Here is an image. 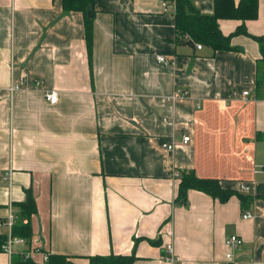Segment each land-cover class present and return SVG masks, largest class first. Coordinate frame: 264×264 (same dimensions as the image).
Returning a JSON list of instances; mask_svg holds the SVG:
<instances>
[{
    "label": "crops",
    "instance_id": "0c3cea01",
    "mask_svg": "<svg viewBox=\"0 0 264 264\" xmlns=\"http://www.w3.org/2000/svg\"><path fill=\"white\" fill-rule=\"evenodd\" d=\"M191 1L213 12V0ZM92 9L89 63L80 11L63 12L61 0H0V218L26 190L36 203L31 238L16 250H35L40 264L44 252L73 264L132 252L131 264H173L163 256L171 242L176 264H264L257 42L238 34L232 50L191 39L192 48L177 39L162 0H94ZM242 23L264 35V0L255 19H218L225 35ZM51 90L55 103L45 98ZM170 169L216 178L223 189L248 186L251 201L189 189L186 206L175 204ZM166 223L172 237L161 232ZM231 234L243 242L227 261ZM0 264H9L2 250Z\"/></svg>",
    "mask_w": 264,
    "mask_h": 264
},
{
    "label": "trees",
    "instance_id": "16d2710c",
    "mask_svg": "<svg viewBox=\"0 0 264 264\" xmlns=\"http://www.w3.org/2000/svg\"><path fill=\"white\" fill-rule=\"evenodd\" d=\"M94 0H61L63 12L80 11L83 14L84 30L87 43L89 63L91 59L93 16L87 15L89 6ZM167 7L172 6L174 13V25L177 39L190 38L216 50H232L231 38L238 34H244L255 40L259 46L261 60H264V35H255L247 31L244 23L225 35L221 32L218 19H238L244 22L247 19H255L258 14V0H213L214 9L210 14L201 13L191 0H162ZM179 183L175 204L186 206L187 192L195 189L209 194L220 201H226L232 194L238 195L241 204L251 201V196L235 190L223 189L216 178L199 177L193 170L179 172ZM13 206L19 220L13 226V234L25 238H31L30 217L36 212V203L30 190H26V198L20 202H13ZM26 219V223L22 220ZM5 239V232L0 231V247ZM136 259L134 252L131 254L93 255L88 257L87 264H131ZM12 264H40L31 258H22L20 254H14ZM42 264H73L66 256L60 254H48L47 260Z\"/></svg>",
    "mask_w": 264,
    "mask_h": 264
},
{
    "label": "built area",
    "instance_id": "2783aa9c",
    "mask_svg": "<svg viewBox=\"0 0 264 264\" xmlns=\"http://www.w3.org/2000/svg\"><path fill=\"white\" fill-rule=\"evenodd\" d=\"M163 4L165 5V7H167V5L164 2ZM196 47L200 49L202 45L197 44ZM157 60L162 63H168V61L162 55H158ZM18 87H19L18 85H14L11 87V89H17ZM247 94H248L247 91L242 92V95H247ZM183 95L185 94L177 93L173 96V98L180 97ZM57 97H58L57 92L54 90H51L45 93V98L50 103H55L57 101ZM182 140H183V143H187L190 140V136L183 135ZM161 147L164 149L170 150L174 147V144L173 142H170V143L165 142L161 145ZM170 175L176 178L179 176V173L175 171L174 169H170ZM240 190L244 193H248L249 187L242 185ZM251 216L252 214L250 212H245L242 214L243 218H250ZM18 220H19V215L15 211L13 205H9L7 215L4 216L3 218H0V227L3 228L5 232V239L3 243L1 244L0 250H2L4 253H6L9 256V264H12V257L14 256V254H20L22 258L26 259V258H31L32 253L36 252L35 250H28V251H25L22 249L16 250V247H22L27 242L25 238L13 234V226L14 224H16ZM22 221L26 223L27 220L23 219ZM161 232L168 237H172L173 235V231L169 223H166L162 226ZM242 242L243 240L236 234H231L226 237L224 244L226 247L225 259L227 261L232 260L233 251L236 248H238L242 244ZM47 255L48 253L46 252L42 253L43 262L47 260ZM163 256L166 261L176 264L177 258H175L173 254V245L171 242L165 245Z\"/></svg>",
    "mask_w": 264,
    "mask_h": 264
},
{
    "label": "water",
    "instance_id": "95a60500",
    "mask_svg": "<svg viewBox=\"0 0 264 264\" xmlns=\"http://www.w3.org/2000/svg\"><path fill=\"white\" fill-rule=\"evenodd\" d=\"M91 8H92V6L90 5L89 6V9H88V11H87V15L89 16V17H91L92 16V13H91ZM188 44H190L191 46H192V48H194V46H195V44H194V42L190 39V40H188V42H187Z\"/></svg>",
    "mask_w": 264,
    "mask_h": 264
}]
</instances>
